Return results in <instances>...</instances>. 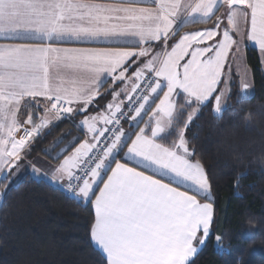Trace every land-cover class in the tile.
<instances>
[{
	"label": "snow or ice",
	"instance_id": "6c2138e0",
	"mask_svg": "<svg viewBox=\"0 0 264 264\" xmlns=\"http://www.w3.org/2000/svg\"><path fill=\"white\" fill-rule=\"evenodd\" d=\"M247 43L264 56V0H0V191L28 167L90 203L102 264H192L214 207L186 130L210 102L222 113ZM109 79L112 100L90 112ZM251 87L244 65L240 90ZM62 119L83 139L43 149L54 163L42 170L28 157Z\"/></svg>",
	"mask_w": 264,
	"mask_h": 264
},
{
	"label": "trees",
	"instance_id": "16d2710c",
	"mask_svg": "<svg viewBox=\"0 0 264 264\" xmlns=\"http://www.w3.org/2000/svg\"><path fill=\"white\" fill-rule=\"evenodd\" d=\"M245 62L252 95L241 97L232 82L222 113L214 114L210 102L186 130L192 159L201 160L209 177L214 207L210 235L192 264H264V75L255 48H245ZM72 130L69 120L55 122L30 155L47 156L43 149ZM92 219L90 203L85 207L26 174L0 201V264H102L90 239Z\"/></svg>",
	"mask_w": 264,
	"mask_h": 264
},
{
	"label": "crops",
	"instance_id": "0c3cea01",
	"mask_svg": "<svg viewBox=\"0 0 264 264\" xmlns=\"http://www.w3.org/2000/svg\"><path fill=\"white\" fill-rule=\"evenodd\" d=\"M224 12H225V8H220L218 11H217V13H216V16H214L211 20H209L208 22H207V24H201V23H193V22H190V23H188V24H186V25H183L180 29H179V34H183V33H185V32H189V31H196V30H203L205 27H208V26H212L213 24H214V22H215V20H216V18L217 17H223V15H224ZM225 25H226V18L225 19H223V21H222ZM237 39H239V37H236ZM247 46H251V47H253V48H255L256 50H257V52H258V57H259V62H260V68H261V70H262V73H263V75H264V56H262L261 55V53L259 52V50L255 47V45L254 44H251V43H247L245 46H242V48H241V52H242V55H243V59H244V62H245V48L247 47ZM233 51H235V49H233ZM240 55H241V53H240ZM246 63V62H245ZM235 66L232 64V66H231V69H230V75H231V81H230V84L232 83V82H236V83H238L237 82V80H238V75H237V73H235L236 71H235ZM135 69H133V71H134ZM225 71L226 72H229V69H228V67L226 66V68H225ZM131 73H129V75H130ZM230 84L228 85V87H230ZM222 85H224L223 83L220 85V87H222ZM238 85V84H237ZM239 86V85H238ZM112 82H111V79H109L104 85H103V88L101 89V92L103 93V92H105L106 90H107V92H106V94L105 95H103V96H101V97H97V100H96V105H98V107L97 106H93V107H90V109H89V111L90 112H98V111H100L102 108H104L106 105H107V103L108 102H110L111 100H112ZM116 88H119V87H122V85H116L115 86ZM239 88V87H238ZM226 98H227V95L225 96V99H224V105H225V102H226ZM120 99L121 100H124L125 99V97L123 96V95H121V97H120ZM155 105L153 104V107H154ZM149 111H150V109H149ZM75 119L78 121V120H80V119H82V117L81 116H77V117H75ZM147 119V115H145V120ZM57 122V121H56ZM70 123H71V125H72V131L73 132H71V134H69V135H66V137H64V138H62V139H60V141H59V143H56V141L54 142V143H51V144H49L48 146H46L45 148H48V147H50V146H53L52 147V152L53 153H55L56 151H58L61 147H63L64 146V142L65 141H68V140H71L74 136H77V135H79L80 136V139H78V140H76L75 141V143L72 145V147H75L76 146V144H78L79 142H80V140H82L83 139V133H82V130H78L76 127H75V125L71 122V121H69ZM55 123V122H54ZM123 126L125 127V128H128L129 127V125H128V123H127V121H125L124 123H123ZM140 126H143V122H141V125ZM50 128V127H49ZM48 128V129H49ZM48 129H46V130H48ZM45 130V131H46ZM137 131H138V129H136ZM69 151H71V148H69ZM62 158V157H61ZM28 159L29 160H32L35 164H36V166L37 167H39L40 169H42V170H44V169H46L47 168V166H48V164L49 163H54V161H52L51 160V157L47 154V156H43V155H30L29 157H28ZM26 174H28V175H30L31 177H33L32 175H31V173H30V170H29V168L28 167H26L24 170H22V172L20 173V175L18 176V178H17V182L22 178V177H24ZM34 178V177H33ZM16 182V183H17ZM2 187H3V185H2V183H0V190H2ZM97 191H98V189H97ZM2 196H3V192L2 191H0V201H1V198H2ZM198 199H201L200 197H198ZM201 202H209L208 200H204V199H201ZM93 218H94V212H93ZM91 239V238H90ZM92 242V241H91ZM92 244H93V246L101 253V251H100V249L92 242ZM202 246V245H201ZM200 246V247H201ZM199 247V248H200ZM102 254V253H101Z\"/></svg>",
	"mask_w": 264,
	"mask_h": 264
},
{
	"label": "rangeland",
	"instance_id": "374dc122",
	"mask_svg": "<svg viewBox=\"0 0 264 264\" xmlns=\"http://www.w3.org/2000/svg\"><path fill=\"white\" fill-rule=\"evenodd\" d=\"M240 55V54H239ZM241 56H242V58H243V55H242V52H241ZM235 67H236V62H233L232 63ZM244 65H246V63L244 62V59H242V63H241V65H240V70H239V72L237 71V67L235 68V73H237V75H238V80H237V84L239 85L238 87H239V91H240V95H241V97H249V96H251L252 95V92H253V89H252V87L247 91V92H241V73L244 71ZM247 66V65H246ZM247 69H248V80H249V82L251 83V85H252V79H251V74H250V70H249V68H248V66H247ZM225 87V85H222V87L221 88H224ZM224 99H225V97L223 98V101H222V104H223V108H224ZM213 101H214V98H213ZM213 111V110H212ZM213 113L214 114H216L214 111H213Z\"/></svg>",
	"mask_w": 264,
	"mask_h": 264
},
{
	"label": "built area",
	"instance_id": "2783aa9c",
	"mask_svg": "<svg viewBox=\"0 0 264 264\" xmlns=\"http://www.w3.org/2000/svg\"><path fill=\"white\" fill-rule=\"evenodd\" d=\"M125 111H128V109H127V107L125 108ZM65 120H67V119H65ZM126 121V120H125ZM125 121H123L122 122V124L125 122ZM62 189V188H61ZM63 190V189H62ZM66 194H68V195H70V193H68V192H66L65 190H63Z\"/></svg>",
	"mask_w": 264,
	"mask_h": 264
}]
</instances>
